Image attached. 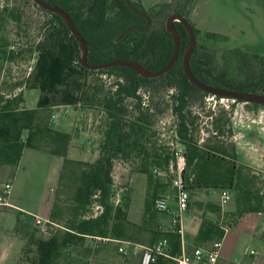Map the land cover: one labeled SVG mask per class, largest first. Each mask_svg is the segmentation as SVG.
Masks as SVG:
<instances>
[{"label":"trees","instance_id":"trees-1","mask_svg":"<svg viewBox=\"0 0 264 264\" xmlns=\"http://www.w3.org/2000/svg\"><path fill=\"white\" fill-rule=\"evenodd\" d=\"M29 1L51 18L42 29L45 33L33 44L36 58L31 70L25 69L21 76L18 66L8 62H12L22 49H9L6 40L0 42V57H4L0 63V163L17 164L25 147L60 156L63 163L47 221L57 227L56 234L48 239L29 235L20 260L54 264L63 250L79 249L87 237L126 240L125 221L128 219L124 209L114 208L111 202L113 168L117 161H122L135 164L142 173H149L151 169L172 172L170 165L175 163L177 144H158V130L152 129L166 112L172 118L170 129L175 143L183 146L180 148L185 157L180 172L183 189L188 192L230 190L236 204L232 215L264 212L261 186L264 180L238 161L234 140L227 139L228 136L233 139L232 108L218 104V113L209 112L210 133L200 139L204 122L193 106L201 104L208 93L190 83L183 72L181 59L189 38L180 22H174L180 35L179 56L166 73L151 78L139 76L124 66L90 70L78 62V43L61 17ZM43 1L61 7L71 16L87 43L89 63L127 59L155 71L172 53V36L165 30L164 23L155 24L158 12L148 13L140 0H127L135 10L129 8L126 0ZM192 5L193 0H170L151 9L160 7L161 11L168 10L167 16L174 12L186 18ZM136 11L147 14L149 24ZM190 24L196 38L199 30ZM131 25L136 27L116 41L119 33ZM207 35L215 36L213 33ZM220 60L218 62L212 48L196 42L189 66L192 73L207 84L264 93L263 56L234 48L223 52ZM105 73L113 76L107 87L91 79L94 74ZM151 86L169 92L164 106L153 102ZM25 88L39 90L36 108L24 106L22 90ZM142 90L147 92V98L140 93ZM63 105L96 108L104 114L103 139L94 161L69 158L71 135L50 126L49 110ZM93 205L99 210L95 215H88ZM225 225L223 221L201 217L195 246L222 239ZM161 237L168 238L166 251L169 256H158L151 264H176L172 257L180 253V235L162 232Z\"/></svg>","mask_w":264,"mask_h":264},{"label":"rangeland","instance_id":"rangeland-1","mask_svg":"<svg viewBox=\"0 0 264 264\" xmlns=\"http://www.w3.org/2000/svg\"><path fill=\"white\" fill-rule=\"evenodd\" d=\"M0 6H4L0 8V42L6 40L9 49H22L14 60L12 59V62H8L18 66V75L21 76L25 69L31 70L36 58L32 49L33 44L45 33L42 29L51 17L32 5L29 0H0ZM191 7H193L192 12L190 15L187 14L186 19L199 30L196 42L212 48L218 62H221L220 58L223 52L234 48L258 53L264 57V0H193ZM146 11L152 15L158 12L159 19H154L156 25L165 23L168 10L161 11L158 7ZM207 33H213L215 36L207 35ZM3 58L0 57V63ZM91 79L98 83H104V86L107 87L112 82L113 76L107 73L94 74ZM6 88L8 89V86ZM151 88H153L150 89L153 94V102H159L161 106H164V98L168 99L169 92H164L161 87L151 86ZM39 93L36 88L23 89L22 96L25 106L36 108ZM140 93L147 98V92L142 90ZM218 104L220 103H215L208 94L201 104L197 103L193 106V110L200 115L204 122V125L201 126L200 139L209 135L211 127L208 114L211 111L218 113ZM231 108L232 112L233 109L239 112L238 110L242 108L243 114H237L235 117L245 122H252L251 132L247 134L262 138L264 131L260 127L264 123V106H253L241 101L233 103ZM49 114L51 127L61 129L71 135L67 154L69 158L94 161L98 157V149L103 139L101 131L105 122L104 114L101 111L96 108L63 105L50 109ZM171 125L172 118L169 112H166L153 126L152 129L158 130L156 136L158 144L168 146L173 143L177 144L178 148H183L180 144L175 143V137L170 129ZM227 139L233 140L229 136ZM52 158L63 160L62 157L52 156L42 150H34L29 147L25 149L22 159L23 172L14 185V193L19 199L22 209L9 208L3 215H0V264L18 263V256L24 240L15 233L16 231L20 232L22 228L25 230L29 227V231L26 233L27 237L34 235L47 238L56 234V226L45 223L42 229L33 224L36 217L40 218L44 224L45 219L49 216L48 214L47 217L44 215H46L45 211L49 203L53 200L58 176L52 168V162L57 161H53ZM250 168L253 170L252 167ZM259 174L260 180H264V172ZM174 178V172L155 174L151 169L149 173H142L138 171L135 164L116 162L113 168L111 202L114 208H123L125 217L133 224L125 221L126 240L147 244L150 240L159 237L155 231V224L156 218L158 219L161 213L155 211L153 201L160 194L174 191L172 187ZM5 181L7 179H0V190L4 187ZM261 186L264 190V182ZM98 210V207L93 205L88 211V215H95ZM20 219H25L26 222L24 221V224L21 225ZM231 221V218L226 220V222ZM112 223L113 220H111ZM99 244L106 246L107 252L113 257V264H131V261L124 259L117 251V247L124 244L123 241L118 243L115 239L108 238L107 241H98L95 245ZM252 247L254 246L248 245L249 250L258 251ZM63 256L55 264H69L68 261H65L69 259V256L66 258L67 255H65V260Z\"/></svg>","mask_w":264,"mask_h":264},{"label":"crops","instance_id":"crops-1","mask_svg":"<svg viewBox=\"0 0 264 264\" xmlns=\"http://www.w3.org/2000/svg\"><path fill=\"white\" fill-rule=\"evenodd\" d=\"M169 1L170 0H149V1L140 0V3L144 7V9L148 10L158 4ZM192 9L193 7H191V9L189 10L188 12L189 15L191 14ZM53 108H57V107H53ZM236 111L237 110L233 109L232 112L233 113L232 129H233V140L237 150V159L239 162L252 167L254 172L261 173L262 172L261 156L264 155V137H263L264 134L262 133L263 134L262 138H259L256 135L249 136L247 133L251 132V129L253 127V124H251L252 122H245L242 119L235 117V115L237 114L239 115L243 114L242 108L238 110L239 112ZM260 129L264 131V123L260 127ZM25 136L26 134L23 137ZM25 149L26 147L23 149L21 158L17 164L10 165V164L0 163V179L1 178H4L5 180L7 179L5 183L8 182L11 184L10 193L7 198V205L0 208V215H3L5 211H7L9 208L15 210L22 209L21 205H19V199L16 198V194L14 193V185L17 182L18 178L20 177L21 172H23L22 159L24 157ZM50 155L55 157H60L53 154ZM52 159L53 161H57V162H52L53 163L52 168L55 174H59L63 160H57V158H52ZM172 193L174 192L170 191L164 194H172ZM233 198L230 201L226 202V204L225 203L222 204L220 190L190 191L188 208L182 215L183 234L181 235V247L186 249L187 251H190L196 245L195 237L198 228L200 226L201 217H206L212 220L224 221L226 223L225 226H228V229L225 231V234L221 239V248H220L217 264L261 263L264 260V212L263 213L247 212V213H243L240 216L232 215V213L235 212L236 210V204ZM52 201L53 200H51V203H49L47 210L45 211L46 215H44L43 213V215L46 217L47 214L49 215L50 213ZM174 208H175V199L173 197L170 203V210H173ZM217 208H219L218 211L216 210ZM36 218L33 224H35ZM229 218H231L232 221L226 222V220H228ZM22 219H20L21 225L22 223L24 224L25 221V219L24 220ZM48 219L49 216L45 219L44 224L41 221V223L37 226L43 228L45 223H47ZM167 219H168L167 213H161L159 218L158 219L156 218V224H155V231L158 233L157 236L159 237L150 240V242L147 244H142V243L140 244L149 245L160 239V233H162V229L167 226V221H168ZM23 230L24 229L22 228V231ZM22 231L20 232L16 231L15 233L19 235V237H22V239L24 240L23 242L24 245L27 239L26 233L27 231H29V227H27V229L24 230L25 233ZM51 236L43 239H48ZM111 239H115L116 241H126V240H119L116 238H111ZM96 242L98 241H96L95 239H91L90 237H87L84 240L83 244L80 245V247L78 246L79 249L73 250L72 248L71 249L68 248L63 250L60 253L59 257L55 260L54 264L59 259H61L63 255H64L63 256L64 260H65V255H67L66 258H68L69 256V259L65 260L68 261L69 264H113V257H111L110 254L107 252L106 246L105 245L102 246V244L95 245ZM210 243L211 241L208 242V245H199V246H202L203 248H207L210 245ZM247 244L254 246L252 248L258 249V251H256L257 252L256 255L250 254L251 250L248 249ZM21 250L18 256L17 264H32L28 261L20 260ZM64 252L66 253L64 254ZM140 256H135L127 260L131 262H138Z\"/></svg>","mask_w":264,"mask_h":264},{"label":"built area","instance_id":"built-area-1","mask_svg":"<svg viewBox=\"0 0 264 264\" xmlns=\"http://www.w3.org/2000/svg\"><path fill=\"white\" fill-rule=\"evenodd\" d=\"M210 95V94H209ZM210 99L215 103L222 104L226 109H231V105L237 102L235 99L227 97H218L210 95ZM175 163L170 165V170L175 172L176 176L172 181V187L174 188V193L172 194H161L155 197L153 201V207L155 211L159 213H167L168 221L167 226L162 229V232L183 234L182 228V215L188 208L189 203V192L183 189L181 184L180 172L184 166V153L182 149L177 148L174 151ZM262 171L264 172V155L261 156ZM155 174H161L162 172L154 169ZM11 184L6 182L4 187L0 192V208L7 205V198L10 193ZM175 199V208L170 210L171 199ZM233 198V193L230 190H221V203L224 204ZM41 223L40 218H36L35 224L39 225ZM43 229V228H42ZM228 226H224L226 231ZM96 241H107V237H95ZM121 243V241H117ZM123 245L117 247V251L125 259H131L135 256H140L138 262H131V264H151L155 262L158 256H169L167 253L168 238L161 237L157 241L149 244L142 245L140 243L132 241H123ZM221 248V239L212 240L207 248L202 246H194L190 251L181 247L180 253L172 259L176 264H217L219 257V252ZM251 255H256L257 252L254 250L250 251ZM264 264V260L259 263Z\"/></svg>","mask_w":264,"mask_h":264},{"label":"water","instance_id":"water-1","mask_svg":"<svg viewBox=\"0 0 264 264\" xmlns=\"http://www.w3.org/2000/svg\"><path fill=\"white\" fill-rule=\"evenodd\" d=\"M36 4H38L41 8L50 11L52 13L58 14L61 19L63 20L66 27L69 29L70 33L73 35L75 40L78 43L79 46V55H78V62L81 66L90 69V70H98L103 68H108L112 66H124L133 69L137 75L142 77H158L167 71H169L179 56V50H180V35L178 30L175 27L174 22H180L183 27L185 28L186 32L188 33L189 42L182 54V69L184 74L186 75L188 81L192 83L194 86L198 87L199 89L203 90L204 92L218 96V97H227L232 98L235 100H240L244 103H256L264 105V93H258V92H250V91H239V90H230L225 89L221 87H217L214 85L207 84L201 80H199L191 71L189 66V59L190 56L195 48L196 45V38L193 31V28L190 24V22L181 14L178 13H170L164 23L165 30L172 36L173 39V49L172 53L168 59V61L158 70L151 71L144 67L139 62L133 61V60H127V59H110L103 62L98 63H89L87 62V43L79 30L77 29L73 19L71 16L63 10L61 7L57 5H53L50 3H47L43 0H32ZM127 5L132 10H135L133 6L127 1ZM137 14L142 16L146 19L147 24H149V17L147 14L136 11ZM136 25H131L122 30L119 35L116 38V41L120 39L125 33L129 32L130 30L134 29Z\"/></svg>","mask_w":264,"mask_h":264}]
</instances>
